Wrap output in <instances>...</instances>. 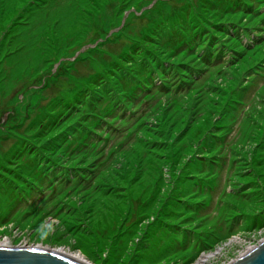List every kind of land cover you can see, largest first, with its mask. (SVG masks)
Instances as JSON below:
<instances>
[{
    "label": "rangeland",
    "instance_id": "1",
    "mask_svg": "<svg viewBox=\"0 0 264 264\" xmlns=\"http://www.w3.org/2000/svg\"><path fill=\"white\" fill-rule=\"evenodd\" d=\"M5 239L91 264H227L263 240L264 0H0Z\"/></svg>",
    "mask_w": 264,
    "mask_h": 264
},
{
    "label": "water",
    "instance_id": "2",
    "mask_svg": "<svg viewBox=\"0 0 264 264\" xmlns=\"http://www.w3.org/2000/svg\"><path fill=\"white\" fill-rule=\"evenodd\" d=\"M0 264H84L52 249L40 246H0ZM229 264H264V241Z\"/></svg>",
    "mask_w": 264,
    "mask_h": 264
},
{
    "label": "trees",
    "instance_id": "3",
    "mask_svg": "<svg viewBox=\"0 0 264 264\" xmlns=\"http://www.w3.org/2000/svg\"><path fill=\"white\" fill-rule=\"evenodd\" d=\"M255 5H257V1H254V6ZM197 30H200V29L195 28V27H190L189 29H187V32L190 34V32L192 31V33L195 34ZM168 41H170L171 43H177V44L180 45L181 43L186 41V39H185V36L183 34H181V32L179 30H172V34L169 37ZM140 56L141 55H139V57ZM140 66L144 67V69L147 67L146 63L140 64ZM137 73H138V75H140L141 74V69H138ZM119 74L121 75V78H119L120 79V83H122V86L126 88V89H124L125 91L128 90V89L129 90H133V88H134V90H138V88H139L138 85L139 84L135 83L132 79H130L131 76L125 75L124 72H122V71H119ZM88 116H89V113H88L87 117ZM91 119H92V121L96 120L98 123L107 121V120L104 119L103 115H101V116L99 115L97 117H95L94 115H91ZM82 133L83 134L85 133L84 129H83V131L75 130L73 138H79L82 135ZM82 139H84V138H82ZM32 160L35 161L34 157L32 158ZM32 164H33V167L36 168L37 163L36 162L35 163L32 162ZM39 170H40L39 173L36 172L37 179L35 180V183H37L40 188H45L46 187V183L51 180L50 179L51 175H50V173L47 172V169L45 167H42ZM2 186L4 188H6V190L9 191L10 198H13V201L11 202V204H13V203L19 204L22 200H25L26 197L30 198V196H32L33 193L36 191V188H39V187H36V186L34 188L31 185H26L25 184L23 188H20L17 191H15V190H13L14 188L11 187V185L6 186L5 184H3Z\"/></svg>",
    "mask_w": 264,
    "mask_h": 264
},
{
    "label": "bare ground",
    "instance_id": "4",
    "mask_svg": "<svg viewBox=\"0 0 264 264\" xmlns=\"http://www.w3.org/2000/svg\"><path fill=\"white\" fill-rule=\"evenodd\" d=\"M0 246L2 247H11L13 246L9 241H7L6 239L5 240H1L0 241ZM20 246H28V245H20ZM40 246V245H38ZM42 247V246H40ZM49 249V248H47ZM52 250H55L59 253H63L65 255H68L74 259H76L77 261L81 262V263H84V264H91L90 262H88L87 260H85L80 254L78 253H74V252H69V251H66V250H62V249H52ZM210 256H202L199 260V263H195V264H205L206 262H208Z\"/></svg>",
    "mask_w": 264,
    "mask_h": 264
},
{
    "label": "built area",
    "instance_id": "5",
    "mask_svg": "<svg viewBox=\"0 0 264 264\" xmlns=\"http://www.w3.org/2000/svg\"><path fill=\"white\" fill-rule=\"evenodd\" d=\"M263 241H264V239L261 240L260 242H258L257 244L247 246L248 251H246V253L240 255L239 257H241V256H243V255H245V254H247L248 252H250L252 249H254L255 247H257V246H258L261 242H263ZM239 257H238V258H239ZM238 258H235V259L232 258L231 261H229L227 264L234 262V261L237 260Z\"/></svg>",
    "mask_w": 264,
    "mask_h": 264
}]
</instances>
